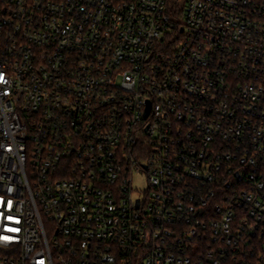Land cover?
<instances>
[{
    "label": "built area",
    "instance_id": "built-area-1",
    "mask_svg": "<svg viewBox=\"0 0 264 264\" xmlns=\"http://www.w3.org/2000/svg\"><path fill=\"white\" fill-rule=\"evenodd\" d=\"M183 2L0 0V264H264V0Z\"/></svg>",
    "mask_w": 264,
    "mask_h": 264
},
{
    "label": "trees",
    "instance_id": "trees-1",
    "mask_svg": "<svg viewBox=\"0 0 264 264\" xmlns=\"http://www.w3.org/2000/svg\"><path fill=\"white\" fill-rule=\"evenodd\" d=\"M183 3V0H168L167 13L177 19L180 18L184 7Z\"/></svg>",
    "mask_w": 264,
    "mask_h": 264
},
{
    "label": "rangeland",
    "instance_id": "rangeland-1",
    "mask_svg": "<svg viewBox=\"0 0 264 264\" xmlns=\"http://www.w3.org/2000/svg\"><path fill=\"white\" fill-rule=\"evenodd\" d=\"M133 188L137 190L135 195H140L146 189V179L144 175L134 176L132 181Z\"/></svg>",
    "mask_w": 264,
    "mask_h": 264
}]
</instances>
